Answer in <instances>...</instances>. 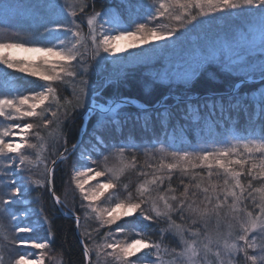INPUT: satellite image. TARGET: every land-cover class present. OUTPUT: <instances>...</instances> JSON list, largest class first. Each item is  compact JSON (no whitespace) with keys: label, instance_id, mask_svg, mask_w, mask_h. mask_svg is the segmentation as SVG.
Masks as SVG:
<instances>
[{"label":"snow or ice","instance_id":"6c2138e0","mask_svg":"<svg viewBox=\"0 0 264 264\" xmlns=\"http://www.w3.org/2000/svg\"><path fill=\"white\" fill-rule=\"evenodd\" d=\"M138 6L142 14L128 21L121 20L110 10L93 11L87 18L88 36L84 37L81 31L75 30L79 25H75L74 20L69 24L66 5L58 0H42L34 5L31 23L14 30L9 28L11 36L0 41V65L6 72L12 70L8 75L23 74L26 81L29 77L36 78L39 88L27 94H23V88L11 89L10 95L0 93V117L13 121L0 129V184L11 189L0 198V218L11 217L17 234L35 233L45 225L48 229L44 242L23 235L13 236L15 244L38 249L39 254L18 255L14 260L10 258L9 264H45L54 233L49 217L31 219L35 213L27 207L30 200L25 197L34 189L49 192L58 206L57 211L74 218L77 229L81 227V219L76 213L81 210L85 220L89 218V211L96 214L97 233L108 229L100 237L103 242L94 247L89 246L92 232L80 233L84 264H94L93 251L97 258L103 254L113 264H210V254L215 257L214 264H264V0H140ZM175 6L184 12L174 15ZM8 7L5 0H0V11ZM88 7L87 3H82L79 12L83 13ZM92 7H95V0ZM232 12H248L252 17L241 34L249 42L236 41L234 49H230L235 59L229 57L221 61L223 72L239 78L232 89L208 90L203 95L191 93L189 85L201 69L216 63L217 57L208 53L192 55L185 61L188 66L181 73L153 74L152 83H165L169 91L159 95L151 106L138 104L130 98L104 97L103 89L97 91L91 87L89 76L101 61L115 63L125 58L118 54L128 55V49L142 50L141 46L145 45L153 47L154 41L171 46L205 19ZM68 15L76 17L77 12L74 10ZM164 19H170L174 26L160 24ZM257 32L258 44L254 39ZM71 40L75 43H70ZM82 40L91 41L94 49L91 63L85 59L87 50H80ZM120 41L125 43L121 45ZM256 51L258 62L253 58ZM78 78L83 88L79 94L74 92L77 103L73 105L68 97L59 96L54 85L67 84L69 79L75 83ZM113 82L108 78L104 86ZM251 82H258L259 89L241 93L240 88ZM181 85L183 90L176 91ZM128 105L136 111H124ZM77 111L85 118L79 140L72 145L71 151L65 148L56 159L49 161L43 155L44 143H34L30 136L43 141L41 129H49L58 121L57 140L63 135L66 144L64 125ZM241 114L246 127L239 124ZM93 118L95 123L88 132L87 122ZM25 120L41 123L23 122ZM209 120L211 127L207 123ZM129 123L133 128L139 126L141 133H155L159 127L163 135L138 140L132 129L125 134ZM85 133L89 139L82 147ZM106 133L120 139H106ZM198 135L199 140L196 139ZM8 136L19 137V142L6 140ZM77 151L79 156L73 163L72 180L81 194V208L68 209L56 195L55 173L59 165L75 156ZM105 152L120 156L128 153L131 164H125L118 172L87 166L96 163L93 155L103 156ZM140 153L158 160V164L149 163L146 167L150 172L137 173L149 178L136 186L133 196L129 184L120 185L118 181L129 167H144L137 162ZM40 165L44 178L33 179L32 169ZM78 165L83 172L76 170ZM25 171L29 173L27 178L22 175ZM177 172L180 173L179 184L173 187L172 180ZM84 175L87 180L81 179ZM205 175L209 184L202 187ZM213 176L222 183L213 182ZM101 177L104 180L98 181L95 188L86 190L89 181ZM166 182L168 187L162 192ZM255 182L260 186L254 187ZM121 188L127 195L122 199L114 197ZM169 192L175 194L169 196L166 194ZM257 194L259 203L256 202ZM105 196L115 199V203L99 208ZM249 203L258 210H249ZM15 204L25 205V210L13 214ZM226 208L232 213H243V216H229L224 211ZM129 217L132 221L126 219ZM174 217L190 223L182 227ZM213 220L215 236L208 231ZM22 222L24 226H17ZM161 222L165 227H153ZM236 225L239 230L234 234ZM0 231L7 232L2 223ZM154 234L159 239H154ZM4 238L7 240L8 236ZM173 240L175 245L171 244ZM29 255H34L35 259L29 260ZM165 256L171 259L165 260ZM3 261L0 255V264Z\"/></svg>","mask_w":264,"mask_h":264},{"label":"trees","instance_id":"16d2710c","mask_svg":"<svg viewBox=\"0 0 264 264\" xmlns=\"http://www.w3.org/2000/svg\"><path fill=\"white\" fill-rule=\"evenodd\" d=\"M73 0H58V2L62 5H67L71 3ZM76 1V0H75ZM78 2L75 4L76 8L72 9V11H76L77 15L76 17H72L68 15V12H72L71 10H65V15L67 16V20L69 24L72 23V21H75V25H79L78 31H81L84 37L88 36L89 29L88 25L86 23V19L92 14L93 11H100L102 9L104 10H110L111 13L118 18H120L123 21H128L131 18H135L142 14V9L138 6L140 3V0H95V7H92L93 0H77ZM42 2V0H5V3L10 5V9L12 10L11 13L8 14H1L0 13V41L7 40L11 36V31L8 29H18L27 26V24L31 23L33 20V14H34V5L37 3ZM82 3H87L89 5L88 8L85 9L83 13L79 12V8ZM178 6H175L177 8ZM179 10H181L179 8ZM182 12H184L182 10ZM244 19H247L249 16L248 13L243 14ZM237 18V17H235ZM241 21L234 20L233 22H230L231 25H233L235 28L240 26L239 23ZM87 50V55L85 57L86 60H88L89 63H91V57L93 55V50L91 49V41L90 40H82L81 43V51ZM108 65L99 63V65L94 69V71L89 76V80L91 82V87L93 89H96L97 91H100L103 89V96L104 97H112V98H130L135 99L139 101L141 104H147L151 106L152 103L155 102V99L159 97L161 94H167L169 91L168 86L165 83L157 82L155 84L152 83V77H147V74H143V70L140 67H136L135 69H129V71L121 72L120 74H113L117 72H112L107 69ZM12 70L5 71V67L3 65H0V93L9 95L10 94V88L7 87L5 84V81L8 80L9 82L13 81V85L15 88H23L25 89L23 94H27L28 91H35L36 90V78H27V81H33V83L29 84L23 77V74H14L12 76L8 75V73H11ZM117 77H120L121 79L116 80ZM108 78H112L115 82L111 83L108 86H104L105 80ZM238 80V77L230 75L228 73L223 72L222 70H217L211 73L203 72L201 73L190 83V91L193 95L195 94H205L208 90H230L234 87L235 82ZM257 84L259 83H247L244 84L240 88L241 93H245L252 91L255 87H257ZM58 91V94L60 97H68L72 100L73 105H75L77 102L75 101L76 96H74V93L78 92V90L83 88V85L80 83L79 78L73 83L70 79L67 84L57 83L54 85ZM246 89V90H245ZM250 89V90H249ZM245 90L244 92H242ZM55 107V105H53ZM124 111L126 112H135L136 108L133 106H126L124 108ZM242 119V120H241ZM241 120V121H240ZM84 118L82 117L80 111H77L76 115L69 119L67 123L64 125V131L67 133V143H64V137L63 135L59 136V139L57 140V125L56 122L53 123L51 128L49 129H41V134L44 136L43 141H36L34 136H30V140L34 143H44L45 149L43 152V155L48 158L49 161L52 159H55L60 152L63 150L64 146L67 147L69 150L72 149V145L76 143L81 135V128L83 124ZM31 123H41L40 121L35 120H29ZM95 123V118L92 120H89V123L87 125L88 132H91L92 125ZM208 126H212V121L209 120ZM239 124L241 127H246L245 123V117L243 114L239 116ZM129 129H132L137 137L138 140L140 139H147L148 137H151L153 135H163V133L160 131L159 127H157L155 133L149 131L148 133H141L139 131V126H136L133 128L132 124L129 123L125 128V134L129 131ZM171 131V129H169ZM83 136L85 144L82 145V147L87 145L88 142V135L87 133ZM106 139H116L119 140L120 137H113L109 134H105ZM201 137L198 135L196 137L197 140H199ZM30 152L32 150H29ZM79 153V151H77ZM76 153V154H77ZM76 156V155H75ZM104 156H108V159L105 160ZM118 156V158L121 160V163L123 165L125 164H131V155L128 153H125L123 156H120L118 153L110 154L109 152H105L103 156H96L93 155L92 158H94L95 161H97L98 164L101 162L106 164L111 162V160H114L115 157ZM33 160H35V155L32 156ZM138 164L144 166V167H137L136 169H132L129 167L125 170L124 175L121 177V179L118 181L120 185H123L125 183L129 184V191L132 192L133 196H135V189L136 186L143 180L149 178L146 176H139L137 175L140 171L150 172L151 169L147 168L146 166L149 163H157L158 160H154L149 155H145L143 153L138 154ZM166 162H171L170 160H166ZM6 163V162H5ZM71 168H73V162L71 160H67L59 165V167L56 170L55 173V187H56V195L64 201L68 209H80L81 208V196L80 194H77V188L73 185L70 179V173L72 172ZM122 168V167H121ZM44 169L43 166L40 165L39 167H33L31 175L33 179H43L44 178ZM22 175H24L26 178L28 177L29 173L27 171L23 172ZM159 175V173H157ZM166 175V173H165ZM179 177L180 173L177 172L175 174V178L172 180V186L176 187L179 184ZM213 182L222 183V180L218 181L215 176L212 177ZM187 182V180L185 181ZM246 183V180L243 181ZM209 179L205 175L202 183V187L208 186ZM259 182L254 183V187H259ZM168 187L167 182L163 185L161 191L163 192L164 189ZM182 190V187H181ZM167 195H173L175 193H166ZM127 193L124 192L121 189H118L114 193V197L123 198L126 196ZM157 193H153V196H156ZM26 199L30 200V204L27 206L31 209L33 213H35V216L31 217V219L40 218L42 219L44 216L49 217V219L52 222V232L54 233V236L52 237L51 243H50V250L54 254L55 258H57V261L59 264H84L83 261V252H82V246L78 242V239L74 232V226H75V220L72 218L62 216L55 208L50 193L47 192L44 189L36 190L29 192ZM103 199V202L99 204V208L104 207H111L115 203V199L109 200L107 196H105ZM199 203V201H197ZM231 201H229L230 203ZM257 203H259V198L257 194ZM85 204V202H83ZM86 205V204H85ZM162 207V204H161ZM150 208V204L146 207V210ZM13 214H18L22 212V207L20 204L17 206H13ZM25 210V209H24ZM249 210L257 211L258 209H254L251 205ZM224 211H230L229 209H225ZM232 212H229L228 214L231 215ZM80 216L81 219V227L79 228V236L81 232H84L85 230L92 232V241L90 242L89 246L94 247L95 244H100L103 241L100 239V237L104 236V233L108 229H103L99 233L95 231V229L98 227L97 220H96V214H90V217L85 220L84 218V211L81 210L76 213ZM129 221H132V218H126ZM163 219V218H162ZM177 223L181 224L182 227H187V225L190 223L189 220L180 221V219L177 220ZM227 222L225 221V224ZM19 225V224H18ZM155 228L165 227L164 223H158L156 225H153ZM13 230H15L14 227H12ZM47 225H45L43 228L38 230L36 232V235L43 236V239L46 240L47 237ZM4 234V233H3ZM44 234V235H41ZM35 235V233L31 234ZM123 239V237H120ZM136 238V237H132ZM154 239H159L158 235L154 234ZM165 243H168V241H165ZM176 241L173 240L171 242L172 245H175ZM0 255L4 257L3 264H9V259H15L18 255H21V250L18 246H16L11 241L7 240L4 241L2 237L0 236ZM92 259L94 264H103L102 261H104L105 264H113V261L111 259L106 258L103 254L99 258L95 255V251H93Z\"/></svg>","mask_w":264,"mask_h":264},{"label":"rangeland","instance_id":"374dc122","mask_svg":"<svg viewBox=\"0 0 264 264\" xmlns=\"http://www.w3.org/2000/svg\"><path fill=\"white\" fill-rule=\"evenodd\" d=\"M77 2H78L77 0L76 1L73 0L71 3L67 4V5H72V7H67V5H66L65 10L66 11L67 10L72 11V9L76 8L74 6H76L75 4ZM182 10L183 9L179 10V6H178L177 8L173 9V14L174 15L182 14L183 13ZM11 11L12 10L8 7L6 10L0 11V13L1 14H8V13H11ZM68 13H70V12H68ZM245 13H248V12H232L231 15L224 14L222 16H216L214 18L205 19L202 24L196 25L193 30H191L188 33L180 36L177 39V41L174 44H172L171 46L165 47L163 41H154L153 47H149V46L145 45V46H141L142 50L136 49V48L128 49V53H129L128 55H126L125 53L118 54V55L123 56L125 58L122 60H119L115 63H112L110 61L109 62L101 61V63H103L104 65L107 64L108 65L107 69L109 71H111V73L117 72V73H113V74H120L121 72L129 71L130 68L133 70L136 67H140L144 72L143 74H145V72H146L147 77L151 78L153 74L163 73L165 71L169 72V73H181L188 66L185 63V61L188 60L192 55L208 53V54H214L217 57L216 63L207 65L205 68L201 69V71H203V72L207 71L208 73H211V72H214L217 70H221V61L227 60L229 57L235 59L233 51H231L230 49H234L236 41H240L241 44H247L249 42L247 37H242V35H241L243 27L252 18L251 14L248 13L249 16L247 17V19H244L243 14H245ZM235 17H237V18H235ZM234 20L241 21L239 23L240 26L235 28L233 25H231L230 22H233ZM86 23H87V19H86ZM159 23L163 24V25H167L168 27L174 26V23L170 19L161 20ZM98 29H99V24L97 25V30ZM75 30H78V29H75ZM113 35H115V33H113ZM63 38L64 37L61 36V39H63ZM254 39H255L256 43L258 44L259 43V33L258 32L254 34ZM70 43H75V41L71 40ZM119 43L121 45H123L125 42L120 41ZM91 49L94 51V49L92 47H91ZM102 55H106V54L102 53ZM258 56H259L258 51L253 52V58L256 59V62H258ZM201 71H200V73H201ZM238 80H239V78H238ZM39 83H42V82H39ZM5 84L7 85V87L10 88V90L15 89V87L13 85V81L9 82L8 80H6ZM234 86H235V84H234ZM259 87H260V85L257 84V87H255L252 91H250V92L246 91V92L251 93L253 91L258 90ZM175 90L176 91H182L183 85H181L180 88L175 89ZM245 90H243L242 92H244ZM35 91H39V88L37 86H36ZM80 91H81V89L78 90L77 94H79ZM75 93H76V91H75ZM195 95H198V94H195ZM75 101L77 102V97L75 98ZM35 121H37V120H35ZM23 122H29V120H25ZM10 123H13V121H8L4 117H0V129L6 128ZM17 123H21V122L17 121ZM29 123H31V122H29ZM57 123H58V121L56 122V125H57ZM88 123H89V121L87 122V125H88ZM83 124H84V121H83ZM17 131H18V129H17ZM5 139L6 140H15V141L19 142V137L8 136V137H5ZM65 148H67V147L64 146L62 151H64ZM69 151H71V150H69ZM78 156H79V153H77L76 156H72L69 160H71V162H73V163L77 162ZM92 159H94V158H92ZM87 166L92 167L96 170H103L105 168H109V169H112L114 172H118V171H120L121 167H123L124 165L121 163V160L118 158V156H116L114 160H111V162L109 160L107 165L102 163V162L100 164H98L96 161L95 164L89 163ZM71 170H72V172L70 173V179L72 180L74 169L71 168ZM76 170L81 171V172L84 171V169L80 168L79 165L77 166ZM81 179L87 180L88 177H87V175H84L81 177ZM102 180H104L103 177L96 178L92 181H89V184L85 186L86 190L91 191L92 188H95L96 183L98 181H102ZM71 182L75 186V182L73 180ZM10 192H11L10 188H4L3 184H0V198H3L4 194L10 193ZM77 194H80L78 189H77ZM80 196H81V194H80ZM25 199H26V197H25ZM51 200H52V198H51ZM52 202H53V200H52ZM84 202H85V204H87L86 201H84ZM17 205L18 204H15L13 206H17ZM13 206H12V208H13ZM20 206L22 207V212H23L25 209V205L20 204ZM54 206H55V204H54ZM248 207L249 208L251 207V203H249ZM56 210H57V208H56ZM89 212L91 214H94L91 211H89ZM229 212L230 211H225L226 214H228ZM234 215L243 216V213H239V214L231 213V215H229V216H234ZM89 217H90V214H89ZM176 218H177V220L179 219L178 217H174V219H176ZM226 222H228V221L226 220ZM0 223H2L7 229L6 233L0 231V236L2 237V239L4 241L9 240L15 244V242L12 241V237L15 235H23L25 237H31V238L35 239L36 242H44L43 236H40V235L37 236L36 232H35V235H31L33 233L17 234L15 232V230L12 229L11 217H9V216H5V217L0 218ZM214 225H215V220H213L212 223H210L208 225L209 234H211L213 236H215ZM17 226L22 227V226H24V223L22 222ZM238 230H239L238 225L234 226V228H233L234 234L236 232H238ZM5 235L8 236L7 240L4 238ZM41 235H44V234H41ZM80 238H81V236H80ZM196 239H200V238L197 237ZM15 245L20 248L21 255H24L25 253H35L37 255L39 254L38 249H34L31 247H26V246H21V245H17V244H15ZM215 250H216L215 246H213V251H215ZM28 259L34 260L35 256L29 255ZM164 259L169 260L171 258L168 256H165ZM208 260H209L210 264H214L215 257L210 254L208 256ZM102 262H103V264H105L104 261H102ZM45 264H59V262L57 261V258H55L54 254L52 253L50 248L48 249V252H47Z\"/></svg>","mask_w":264,"mask_h":264},{"label":"water","instance_id":"95a60500","mask_svg":"<svg viewBox=\"0 0 264 264\" xmlns=\"http://www.w3.org/2000/svg\"><path fill=\"white\" fill-rule=\"evenodd\" d=\"M239 82V80L235 83V85L237 84ZM251 83H258V82H251ZM198 95H203V94H198ZM131 100H133L134 102H136V103H138V104H141L139 101H137V100H135V99H131ZM131 106V105H130ZM83 117V116H82ZM84 118V117H83ZM84 122H85V118H84ZM63 152V151H62ZM60 155V154H59ZM58 155V156H59ZM57 156V157H58ZM56 157V158H57ZM55 158V159H56ZM51 166V165H50ZM50 196H51V194H50ZM52 198V197H51ZM53 200V199H52ZM53 203L55 204V202H54V200H53ZM55 207L57 208L58 206L57 205H55ZM60 213V212H59ZM61 214V213H60ZM62 215V214H61ZM62 216H64V215H62ZM67 217V216H66ZM73 220H75L74 218H72ZM74 232H75V235H76V237H77V239H78V242L80 243V240H81V238H80V236H79V230L77 229V227H76V221H75V226H74ZM81 244V243H80ZM81 246H82V244H81ZM83 247V246H82Z\"/></svg>","mask_w":264,"mask_h":264}]
</instances>
